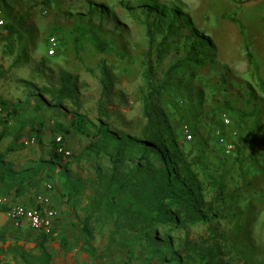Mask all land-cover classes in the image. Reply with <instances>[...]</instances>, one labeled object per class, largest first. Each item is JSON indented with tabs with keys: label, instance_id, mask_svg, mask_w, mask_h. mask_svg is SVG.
Listing matches in <instances>:
<instances>
[{
	"label": "rangeland",
	"instance_id": "1",
	"mask_svg": "<svg viewBox=\"0 0 264 264\" xmlns=\"http://www.w3.org/2000/svg\"><path fill=\"white\" fill-rule=\"evenodd\" d=\"M0 11L5 25L20 34L11 37L0 27V99L7 106L0 112V171L13 176L0 180V198L7 204L56 209V229L46 245L51 264L264 262V0H0ZM78 27L97 31L111 51L99 53ZM150 38L154 51L163 40L167 50L155 63L152 79L168 83L167 91L155 99V116H170L159 118L156 129L171 126L172 140L193 165L188 168L190 179L204 186L202 167L208 150L214 151L224 165L226 193L233 194L222 208L226 218L216 220L209 187L198 197L185 191L204 222L171 231L155 225L145 236L133 214L114 213L100 198L114 170L126 179L152 165L155 171L161 159L171 165L159 145L166 137L153 144L148 158L137 152L116 160L81 153L102 127L121 141L142 143L147 125L143 72ZM52 39L57 46L50 56ZM194 42L206 44L205 59L167 77L178 62L196 58ZM63 84L78 92V109L68 101L52 100L50 91ZM15 108L20 115L10 116ZM77 118L86 124L84 133L68 128ZM215 129L230 140L236 137L241 148L236 164L218 150ZM59 136L70 152L64 163L50 157ZM173 166L171 179L181 182L187 168L180 174L182 164ZM174 190H180L178 185ZM94 198L99 199L97 208H91ZM89 215L93 236L86 246L78 218ZM1 236L0 264H24L22 255L37 264L39 233L15 229L0 212Z\"/></svg>",
	"mask_w": 264,
	"mask_h": 264
},
{
	"label": "trees",
	"instance_id": "2",
	"mask_svg": "<svg viewBox=\"0 0 264 264\" xmlns=\"http://www.w3.org/2000/svg\"><path fill=\"white\" fill-rule=\"evenodd\" d=\"M4 26V29L11 37L20 35L14 26L10 24ZM77 29L79 34L83 38L87 39L99 53L105 54L111 51L110 48L112 47L103 38H101V36L94 29L79 27ZM163 41L160 47L154 51L153 40L150 38L149 51L145 53L146 61L144 62L145 70L143 72V78L147 87L143 92V108L144 118L147 121V125L143 129L142 143L139 146H136L129 140L121 141L116 136L106 133L102 127L98 129L93 137V140L88 146L84 148L81 153L83 156H93L97 158L112 157L116 160L121 158L124 153L137 152V155L141 154L143 157L148 158L155 148V145L153 144L155 142H160L163 137H166V139L159 145L162 146L161 149L165 157L167 156V161L169 159V162L172 161L171 165L165 163L166 159H161L160 162L162 164L160 167H157L155 171H153L152 165L149 170L144 169V173L139 170L138 175H132L126 179L119 178L116 174V171L114 170L113 174L107 178L106 191H104L100 198V200H103V203H105L109 209L110 207L114 209V213L125 215L133 214L143 224L144 233H146L145 236L152 232L155 225H157L159 229L168 228L167 231H171L172 228L180 229L186 226V224L195 225L196 223L204 222V219H202L200 214L195 213L194 205L190 200L191 195L185 194V191H188L187 193H194L198 197L200 192H203L205 188L209 187L213 193L214 212L217 214L215 217L216 220H218L220 217L222 219L226 218L222 208H224L226 204L228 194H233L226 193L228 186L224 181V165L219 161L220 159H218L214 151L211 152L208 150V153L206 152L208 162L206 163L205 167H202L207 179V186H204L201 182H196L190 179L191 175L188 171V168L193 167V165H188L186 163V158L182 148L172 140V135L175 133V131L173 132L171 126L166 128L164 127V129H160L159 131L156 129L158 127L159 118L169 119L170 116V113L162 112L157 118L154 112L155 99L165 93L168 89V83H155L152 79L155 63L161 62L166 57L167 50L165 49V40ZM191 48L192 53L196 56V58H187L178 62L176 65L170 68L167 73V77H170L174 73L184 72L186 69L198 65L201 57H204L205 59L207 56V46L204 42H194ZM120 56L122 59L127 58L124 55ZM247 58L249 63L255 67L253 64V55L250 52L247 53ZM261 88L264 93V85H262ZM50 95L54 102L63 103L68 101L78 109V92L70 84H63L58 89L51 90ZM1 107L3 110L7 109V106L0 99V108ZM18 113L20 115L21 112L15 108L9 112V115L16 117ZM83 121V119L77 118L69 125L68 128L75 133H84L86 124ZM212 136L221 154L225 158H234L233 161L236 164V162L239 161L241 155V148H238L239 146L237 140L234 141L236 137L234 140H230L224 135L226 139L234 143V150L232 154L227 156L225 154L224 147L216 137L214 130ZM58 149L57 141L55 140L52 142L50 157L56 162L64 163L68 159V156L62 152H59ZM110 149H112L113 154ZM194 159L196 161L201 160L200 158ZM194 161L192 163H194ZM173 163H177L179 166L182 164V167H178L177 173L181 174L187 168L186 172L182 173V175L184 174V178L181 182L174 181V176L171 179V174L176 171ZM201 164H204V162ZM0 180H13V176L11 173L2 170L0 171ZM174 185H178L180 190L175 191ZM18 190L19 189L16 191L20 193L21 191ZM120 200L129 206H127L125 203H123L124 205L120 204ZM98 203L99 199L94 198L91 203V208H97ZM26 205L30 207H41V205H36L34 203ZM119 207H122L123 209H120ZM8 208L9 207L6 204L0 205V212L6 213ZM50 208L53 207L50 206ZM91 215L85 217L84 219L77 217L80 220L79 222L81 224V232L87 238L86 246H89L90 240L93 236L92 229L90 228ZM238 215L239 213L231 216V218H236ZM55 227L50 234L42 231L37 232L39 233V243L37 245V249L40 254L37 259V264H51L52 255L50 254L46 245L50 239V236L56 229ZM14 228L17 230L36 232L29 228ZM3 238L4 237L1 236L0 241L3 240ZM68 246V241L63 239L62 247L67 249ZM22 257L24 264H34V262H32L28 256L22 255Z\"/></svg>",
	"mask_w": 264,
	"mask_h": 264
},
{
	"label": "built area",
	"instance_id": "3",
	"mask_svg": "<svg viewBox=\"0 0 264 264\" xmlns=\"http://www.w3.org/2000/svg\"><path fill=\"white\" fill-rule=\"evenodd\" d=\"M5 25L4 17L2 12L0 11V27ZM52 47L49 52L50 56L55 55V48L57 46L56 40L52 39ZM2 109L0 108V112ZM224 123L226 126L231 125V121L228 118H224ZM214 133L216 137L219 139L220 143L223 145L225 154L227 156L231 155L234 150V143L224 136V133L220 129H215ZM187 134V139L191 140V135ZM57 145L59 152L64 153L66 156L70 155L64 147V139L62 136H59L57 139ZM6 204L9 208L5 213L6 217L10 221V223L16 228H29L36 232H45L50 234L58 219L57 211L49 206L45 207L42 204L40 208L38 207H30L26 204H7L6 200L0 198V205Z\"/></svg>",
	"mask_w": 264,
	"mask_h": 264
},
{
	"label": "crops",
	"instance_id": "4",
	"mask_svg": "<svg viewBox=\"0 0 264 264\" xmlns=\"http://www.w3.org/2000/svg\"><path fill=\"white\" fill-rule=\"evenodd\" d=\"M262 264H264V262Z\"/></svg>",
	"mask_w": 264,
	"mask_h": 264
}]
</instances>
